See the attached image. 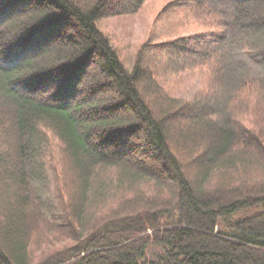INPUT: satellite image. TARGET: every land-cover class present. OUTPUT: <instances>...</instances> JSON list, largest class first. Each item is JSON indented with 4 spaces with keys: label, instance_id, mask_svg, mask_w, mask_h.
I'll return each mask as SVG.
<instances>
[{
    "label": "trees",
    "instance_id": "1",
    "mask_svg": "<svg viewBox=\"0 0 264 264\" xmlns=\"http://www.w3.org/2000/svg\"><path fill=\"white\" fill-rule=\"evenodd\" d=\"M119 1L0 0V124L7 118L13 129L8 143L0 142V194L15 185L31 200L29 208H6L0 264H264V180L205 187L233 146L264 168V108L250 110L251 97L264 100V0H180L166 6L183 5L218 28L168 45L185 53L181 44L187 40L203 46L197 65L211 69L208 90L184 103L160 83L167 71L177 73L183 56L165 67L142 57L128 68L100 30L104 10ZM145 1L127 0L118 14L137 13ZM243 54L255 60L257 73ZM52 82H58L53 103L35 99ZM145 89H152L149 97ZM162 98L169 107H159L158 114L153 105ZM250 114L252 121L246 119ZM190 124L205 126L208 141L184 163L171 135L174 126L181 132ZM47 130L65 144L78 172L118 168L122 180H151L171 196L141 195L127 213L77 222L82 207L70 202L55 210L41 191L56 163ZM192 138L187 139L194 144ZM29 211L51 222H37ZM43 224L65 226L72 244L34 262L28 243ZM155 243L160 252L149 258Z\"/></svg>",
    "mask_w": 264,
    "mask_h": 264
},
{
    "label": "rangeland",
    "instance_id": "2",
    "mask_svg": "<svg viewBox=\"0 0 264 264\" xmlns=\"http://www.w3.org/2000/svg\"><path fill=\"white\" fill-rule=\"evenodd\" d=\"M178 1L180 0H146L137 13L118 14L121 13L119 9L127 4V0H120L116 7H106L98 22V26L110 38L112 45L117 50L124 65L128 68L133 67L137 60L142 57H147L146 63L149 65H152L151 62H158L156 66L165 67V64L175 62L179 54L183 56L179 57L180 65L177 67V73L170 75L172 72L167 71L168 74L162 75L160 83L179 103H184L201 94V92L208 90V84L210 80L212 81L211 69H209V66L201 67L197 65L198 61H196V58L199 54L196 52L203 51V46H199L198 44L197 46L193 41L187 40L184 44H181L188 51V53H185L184 51L180 52L179 50L169 48L168 45L171 42L179 45L180 43L176 42L181 41V38H189L192 35L210 32L218 28L210 22L196 18L195 14L188 12V9L183 5L174 4L171 7H166ZM221 5L224 11L229 7L226 1L225 4L221 3ZM141 52L142 54H140ZM242 57L253 67L256 73L259 71L255 60H252L245 54ZM187 62L190 63L188 64ZM92 68L96 69L95 64H93ZM92 70L89 73L92 74ZM91 74L89 75L91 76ZM52 83L50 86L43 87V93L39 96H34L35 99L52 104L51 96L56 91L58 82ZM155 86L158 85L152 84V88H155ZM157 88L159 89V87H156L155 90L160 94V89L158 90ZM149 90L145 89L147 97L150 96L149 94L152 89L151 91ZM157 96L161 97V95ZM251 98L253 100L250 102V110L251 108L252 110L264 108V100L261 97L253 96ZM162 99L153 105L156 113H158L159 107L164 110H167L169 107V102L166 99ZM8 110L12 113V116H14V112L15 114L17 113L11 106H9ZM3 111H6V109ZM6 119H4L3 124H0V142L2 144L8 143L4 140H6L10 131L13 130L10 123H6ZM246 119L249 121L253 120L251 114L247 115ZM5 124L7 128L4 127ZM1 127H3V132L1 131ZM187 127L185 129L180 127L182 129L181 132H177V128L179 127L174 126L171 135L172 148L184 163H187L195 155H199L207 147L208 141V135L204 131L206 130L205 126L190 124V127ZM83 128V125L77 126L78 131H82ZM209 130V133L213 134V127ZM191 136L194 137L192 138L194 144L188 140ZM46 137L52 142L56 163L49 168L52 176L47 179V189L41 188V191L52 199L55 210L62 205L66 209V206L70 202L73 206L82 207V211L79 213L80 220L78 219L77 222H97L104 215L108 216L121 212L127 213L135 209L133 207L134 203L131 200L141 195H146L153 199L158 198L157 200L168 199L171 196L167 190L151 180H143L142 178L122 180L124 176L119 177L121 175L117 174L119 173L118 168L101 167L100 169H96V167H93L92 169L78 172L66 150L65 144L58 140L55 131L47 130ZM229 150L230 157L221 160L212 170L211 178L205 184L206 188H218L222 185H236L243 182H259L264 180V168L255 162L241 146H233ZM77 162L84 168V161L82 159ZM189 172L192 174L191 171ZM41 178L44 179V176L42 175ZM192 178H194V175H192ZM111 180H113L112 184L110 183ZM100 183H104L107 186L106 190L105 188L99 190ZM109 184L111 185L108 186ZM20 190L19 188L16 191L15 185H9L0 194V222H5L3 215L10 214L9 211L6 213L5 211L11 204L24 205L29 208L30 205L28 203L31 200H29L30 198L27 197L26 193L22 194ZM30 190L33 195L34 190ZM128 198H130V201H128ZM27 201L29 202L27 203ZM82 201H85V203ZM29 212L32 213L30 217L37 219V222H51L49 219H43L40 212H37V214L33 211ZM65 212L60 213L62 217H66ZM54 221L52 220V222ZM43 225V227L41 226L36 229L28 243L29 257L34 262L41 260L44 256L66 245L72 244V240L66 238L67 233L64 232L65 226L56 225L55 228L50 224H47L48 226L46 224ZM149 252L148 257L153 258V253H159L160 248L155 243L150 247Z\"/></svg>",
    "mask_w": 264,
    "mask_h": 264
}]
</instances>
